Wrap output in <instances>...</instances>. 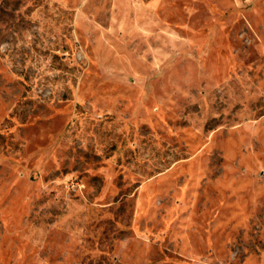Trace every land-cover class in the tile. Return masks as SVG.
<instances>
[{"label":"rangeland","instance_id":"1","mask_svg":"<svg viewBox=\"0 0 264 264\" xmlns=\"http://www.w3.org/2000/svg\"><path fill=\"white\" fill-rule=\"evenodd\" d=\"M0 264H264V0H0Z\"/></svg>","mask_w":264,"mask_h":264}]
</instances>
